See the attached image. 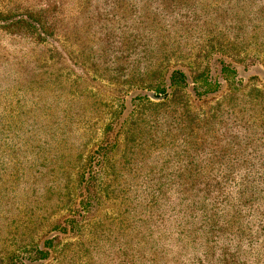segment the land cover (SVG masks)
<instances>
[{"label":"trees","instance_id":"obj_1","mask_svg":"<svg viewBox=\"0 0 264 264\" xmlns=\"http://www.w3.org/2000/svg\"><path fill=\"white\" fill-rule=\"evenodd\" d=\"M0 34L24 43L0 64L50 45L49 67L96 61L136 91L106 103L64 212L0 264H264V0H0ZM81 35L98 36L94 61ZM0 105L14 151L31 125ZM155 154L166 165H137Z\"/></svg>","mask_w":264,"mask_h":264},{"label":"rangeland","instance_id":"obj_2","mask_svg":"<svg viewBox=\"0 0 264 264\" xmlns=\"http://www.w3.org/2000/svg\"><path fill=\"white\" fill-rule=\"evenodd\" d=\"M104 25L109 24L95 20L94 26ZM97 39L98 36L91 40L85 35L79 37L82 46H88L83 57L88 53L89 59L95 60L99 52ZM22 45L23 41L13 42L0 34V56L4 52L18 56L16 51ZM49 46L28 44L26 67L0 64V82L5 85L0 89L1 104L11 98L16 108L14 114L31 125L15 138L20 143L14 151L5 147L0 150V261L10 250L28 244L32 235H42L48 224L64 212L57 211V205L65 203L58 195L66 191V184L74 178V165L84 160L97 142L101 121L110 115V110L103 114L108 108L106 103L114 101L115 96L124 97L129 108L130 95L136 93L135 90L126 93L119 84L107 82V75H101V69L95 68L100 66L96 61L94 67L66 61L56 68L49 67L45 53V47ZM57 58V64H61ZM64 64L66 68L57 70ZM244 74L247 78L254 72L250 68ZM8 89L15 94L5 95ZM126 112L127 108L123 113ZM4 114L0 105V118ZM23 140H33L34 144L22 146ZM163 155L137 160V165L143 162L166 165Z\"/></svg>","mask_w":264,"mask_h":264}]
</instances>
